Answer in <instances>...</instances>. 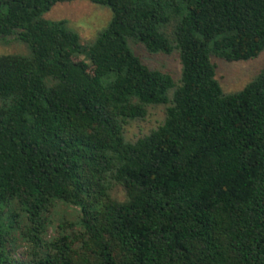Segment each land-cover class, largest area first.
Instances as JSON below:
<instances>
[{"label": "trees", "instance_id": "trees-1", "mask_svg": "<svg viewBox=\"0 0 264 264\" xmlns=\"http://www.w3.org/2000/svg\"><path fill=\"white\" fill-rule=\"evenodd\" d=\"M74 1L0 0L30 48L0 56V264H264V69L225 93L213 62L264 52V0H88L112 12L90 42L45 18Z\"/></svg>", "mask_w": 264, "mask_h": 264}, {"label": "rangeland", "instance_id": "rangeland-1", "mask_svg": "<svg viewBox=\"0 0 264 264\" xmlns=\"http://www.w3.org/2000/svg\"><path fill=\"white\" fill-rule=\"evenodd\" d=\"M45 18L50 21L67 20L69 27L81 36L83 42H90L109 24L112 12L109 8L88 0H76L71 3H57L45 14ZM133 49L150 69L169 73L175 81L180 79L182 66L178 54H150L142 45H134ZM29 53L30 48L20 40L0 41V56ZM213 62L217 66L216 77L224 92L233 93L242 90L264 69V52L249 61L228 62L213 58ZM165 110L164 105L150 106L146 119L132 122L126 127L127 139L135 140L158 127L165 118ZM117 190V196L123 199L122 189ZM72 211L69 208L68 212ZM58 215L60 217L62 213Z\"/></svg>", "mask_w": 264, "mask_h": 264}, {"label": "water", "instance_id": "water-1", "mask_svg": "<svg viewBox=\"0 0 264 264\" xmlns=\"http://www.w3.org/2000/svg\"><path fill=\"white\" fill-rule=\"evenodd\" d=\"M4 37H5V36L2 35V38H4ZM7 39H8V40H11V39H13V37H12V36H9Z\"/></svg>", "mask_w": 264, "mask_h": 264}]
</instances>
